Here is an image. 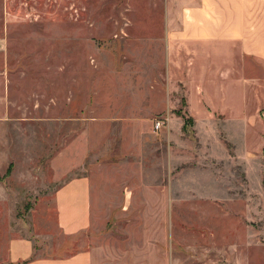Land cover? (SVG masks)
Returning a JSON list of instances; mask_svg holds the SVG:
<instances>
[{
    "label": "rangeland",
    "instance_id": "1",
    "mask_svg": "<svg viewBox=\"0 0 264 264\" xmlns=\"http://www.w3.org/2000/svg\"><path fill=\"white\" fill-rule=\"evenodd\" d=\"M163 9L0 0V264L22 236L90 245L94 264H264V60L247 58L244 94L172 79ZM82 174L101 217L70 241L54 193Z\"/></svg>",
    "mask_w": 264,
    "mask_h": 264
},
{
    "label": "crops",
    "instance_id": "2",
    "mask_svg": "<svg viewBox=\"0 0 264 264\" xmlns=\"http://www.w3.org/2000/svg\"><path fill=\"white\" fill-rule=\"evenodd\" d=\"M163 5L169 76L172 75V79L180 77L196 86L209 84L215 87L219 84L224 85L223 89L229 86L238 92L241 88L244 94L247 58L264 60V0H163ZM187 57L191 60L190 71L184 75L182 70L187 68L184 66ZM178 69L181 71L179 76L173 73L177 74ZM202 89L205 88L202 86ZM205 98L213 101L207 92L192 96L191 100ZM85 148V145L78 147L77 163L66 159L68 165L57 178L83 165ZM66 155L64 152L59 154V161ZM95 202L96 205L91 179L85 174L73 177L56 188V225L63 237L82 241V238L89 239L94 234L102 211L99 200ZM64 248L59 247L57 250L61 251L55 253L53 247L42 252L30 237H15L8 243L6 259L8 264L95 262L90 245L70 244Z\"/></svg>",
    "mask_w": 264,
    "mask_h": 264
},
{
    "label": "built area",
    "instance_id": "3",
    "mask_svg": "<svg viewBox=\"0 0 264 264\" xmlns=\"http://www.w3.org/2000/svg\"><path fill=\"white\" fill-rule=\"evenodd\" d=\"M154 126H155L156 129H158L160 127V121H156L154 123Z\"/></svg>",
    "mask_w": 264,
    "mask_h": 264
}]
</instances>
